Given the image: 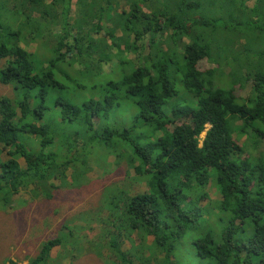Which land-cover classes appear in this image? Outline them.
<instances>
[{
	"label": "trees",
	"instance_id": "trees-1",
	"mask_svg": "<svg viewBox=\"0 0 264 264\" xmlns=\"http://www.w3.org/2000/svg\"><path fill=\"white\" fill-rule=\"evenodd\" d=\"M249 1L0 0V84L12 88L0 97V207L23 191L48 198L52 181L83 186L92 152L103 149L116 160L129 152L131 178L143 186L134 195L104 186L94 238L65 225L27 264H50L53 252L179 264L177 246L197 264H264V0ZM196 21L225 39L216 54L230 65L226 79L216 69L199 74L213 56L206 37L181 44ZM90 31L110 45L97 48ZM46 34L57 41L44 67L43 47L20 45ZM114 48L121 74L107 70ZM208 187L219 199L204 201Z\"/></svg>",
	"mask_w": 264,
	"mask_h": 264
},
{
	"label": "rangeland",
	"instance_id": "rangeland-1",
	"mask_svg": "<svg viewBox=\"0 0 264 264\" xmlns=\"http://www.w3.org/2000/svg\"><path fill=\"white\" fill-rule=\"evenodd\" d=\"M119 4L123 5L122 2ZM249 4L251 5V0ZM125 9H127V7H125ZM143 12L147 11L143 9ZM72 13L74 16L79 14L77 5L73 6ZM190 13L191 12L186 14L184 20ZM247 14L250 15L249 13ZM200 24L202 25L201 21H196L194 23V25L198 26L192 27L190 35L184 36L181 40V44L191 43L193 40L197 39L199 34L206 37L210 43L213 56L204 60L200 66L201 69H199V74L203 76L206 74L204 71L216 69L215 77L226 79L227 75L230 73V65L225 61H221L224 51L216 54V52L220 51L222 48L225 39H222L223 37L217 33H211L210 30L206 28H203V30L199 29ZM59 32L60 29L57 28L52 30L53 35H57ZM119 32V30L116 32L117 36ZM24 36L25 38L28 37L26 34ZM90 37L95 44H100L97 48L110 45V41L104 36L103 31H90ZM170 37V34L167 33L160 36L159 40H163V42L160 43L161 48L166 49L167 46L170 45ZM54 41H57V39L52 40V38L46 34L35 43L29 42L28 44H22V46L26 47L30 52H34L37 48L43 47L47 54L43 55L40 61L44 63L43 65L45 67L47 65V57L51 54L45 48L50 50L54 48ZM144 44H147V39H145ZM122 47L123 49L119 50L120 52L123 51L126 60L130 62L135 61L136 63L139 61L131 52L124 49V44L121 48ZM240 49L241 45L239 44L235 50L238 51ZM119 50L118 48L111 49V55L107 60V70L110 72H117V74L124 72V64H118V57L120 56H115ZM147 52L148 50L146 47L145 53ZM135 62L133 63L136 66ZM80 63V61H77L73 67L69 68L77 70ZM40 67L41 63L38 68ZM249 89L250 86L246 85L241 91L238 90L237 94L239 97H244L249 92ZM244 90H246V93ZM11 95L12 88L0 84V97ZM123 109L117 112V115L121 118L125 115ZM204 134L205 133H202L201 138L204 137ZM201 140L202 139H200V141ZM126 154L129 156V152ZM119 156L120 157L116 160L114 155H108L105 149H103L102 152H92L90 160L87 162L88 167L86 169L89 171L85 174L87 176V181L83 186L77 187L76 185H70L54 189L48 198L38 197L30 199L28 194L23 192L19 196L14 197V201L10 208L3 209V207H0V264H10V260L17 264H27L29 258L36 256L40 252L41 243L58 236L64 230L65 225L78 228L81 235L82 230L86 227L85 232L88 235V239L92 240L98 228L94 226L92 229H89V227L92 225L91 221L99 210L98 198L104 186L113 183L124 184L130 189L132 195L143 190V186L131 178L132 175L134 176V173L130 166L131 161L129 157L127 155L122 156L121 154ZM58 184L59 183H57V185ZM215 191L216 189L214 187L207 188V191H205L207 198L204 200L206 203L219 199ZM201 204L203 205L204 202ZM68 247L74 250L76 246L69 244ZM91 249L92 246L89 247V250ZM176 250L182 262H178L179 264H197L192 254L187 251L186 248L177 246ZM58 252H61V250ZM188 253L190 254L189 257ZM53 255L55 256L56 252H53ZM53 255L54 261H51L50 264H104L101 258L91 253H81L74 259H57Z\"/></svg>",
	"mask_w": 264,
	"mask_h": 264
},
{
	"label": "clouds",
	"instance_id": "clouds-1",
	"mask_svg": "<svg viewBox=\"0 0 264 264\" xmlns=\"http://www.w3.org/2000/svg\"><path fill=\"white\" fill-rule=\"evenodd\" d=\"M146 6H142L141 8H142V11H143V9L145 8ZM21 47H23L22 46V44L20 45ZM2 62V61H1ZM115 70V69H114ZM20 165H22L23 164V161H19L18 162ZM57 183H58V181L56 180V181H52V184H53V186H55L54 187V189H59L60 188V185L58 184L57 185ZM54 189H52L51 191H50V195H51V192L54 190ZM23 192H25V193H27V191H23ZM23 192H20V193H18L17 195H14L13 196V200H14V197H17V196H19L20 194H22ZM29 192V191H28ZM28 194V193H27ZM28 196H29V198L30 199H35L32 195H31V193L29 192V194H28ZM50 197V196H49ZM43 198H45V197H43ZM55 238V237H54ZM35 257V256H34ZM31 258H33V257H31ZM10 261H12V260H10Z\"/></svg>",
	"mask_w": 264,
	"mask_h": 264
}]
</instances>
